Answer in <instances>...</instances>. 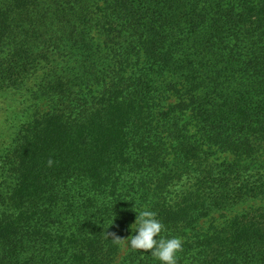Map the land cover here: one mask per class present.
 <instances>
[{"label":"trees","instance_id":"obj_1","mask_svg":"<svg viewBox=\"0 0 264 264\" xmlns=\"http://www.w3.org/2000/svg\"><path fill=\"white\" fill-rule=\"evenodd\" d=\"M31 80L0 264H113L145 209L177 264H264V0H0V88Z\"/></svg>","mask_w":264,"mask_h":264},{"label":"rangeland","instance_id":"obj_2","mask_svg":"<svg viewBox=\"0 0 264 264\" xmlns=\"http://www.w3.org/2000/svg\"><path fill=\"white\" fill-rule=\"evenodd\" d=\"M38 80L27 82L19 90L10 89L7 91L0 88V221L4 218L3 212L6 210V199L10 192V179L7 172L8 162L12 159L18 146L20 134L31 119L50 110V104L47 101H37L36 97L29 92L34 85L38 84ZM224 216L231 217V213L224 214ZM212 218L216 221L226 219L222 217L221 213L214 214ZM212 218L206 220L205 223L202 221L203 230H207L211 226ZM130 235H132V232L127 237ZM124 245H126L125 241L122 244L119 256L113 264L124 263L130 251ZM1 252L0 249V256H2Z\"/></svg>","mask_w":264,"mask_h":264},{"label":"clouds","instance_id":"obj_3","mask_svg":"<svg viewBox=\"0 0 264 264\" xmlns=\"http://www.w3.org/2000/svg\"><path fill=\"white\" fill-rule=\"evenodd\" d=\"M54 161L49 159L48 166L52 167ZM136 222L130 226L134 233L127 238H121L114 233L110 234L113 243L121 246L125 241L127 249L138 252H150L159 264H177L178 254L182 251L183 240L178 237L165 238L162 236L164 225L157 218L156 213L150 210L138 211Z\"/></svg>","mask_w":264,"mask_h":264}]
</instances>
